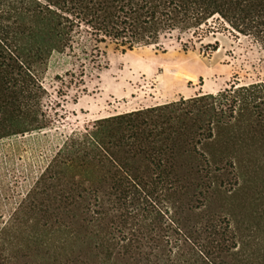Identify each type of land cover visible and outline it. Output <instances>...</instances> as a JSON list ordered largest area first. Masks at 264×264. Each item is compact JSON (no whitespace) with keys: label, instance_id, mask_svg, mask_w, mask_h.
<instances>
[{"label":"trees","instance_id":"1","mask_svg":"<svg viewBox=\"0 0 264 264\" xmlns=\"http://www.w3.org/2000/svg\"><path fill=\"white\" fill-rule=\"evenodd\" d=\"M216 16L264 53V0H0V141L54 125L39 77L53 54L74 53L81 43L82 54L91 53L100 71L101 44L127 50L159 46L173 33L199 35ZM236 138L264 148V81L237 80L217 95L96 121L63 143L5 223L0 264H25L23 255L12 256L6 248H22L15 240L32 229L46 237L68 232L80 248H115L116 263L240 264L245 254L251 258L248 248L207 240L201 248L168 250L152 224L166 204L172 233L184 236L177 243L193 244L204 229L215 236L216 214L196 227L200 212L194 204L201 199L211 205L221 179L243 168L221 148ZM112 231L123 235L119 243L110 239ZM37 242L47 247V240ZM68 264L89 263L76 258Z\"/></svg>","mask_w":264,"mask_h":264},{"label":"rangeland","instance_id":"2","mask_svg":"<svg viewBox=\"0 0 264 264\" xmlns=\"http://www.w3.org/2000/svg\"><path fill=\"white\" fill-rule=\"evenodd\" d=\"M92 44L87 43V49ZM83 48L80 43L74 53L53 54L39 76L47 93L44 110L54 120L51 129L0 141V232L72 134L84 132L101 119L198 95H217L230 90L237 80L240 85L264 81L261 46L218 16L199 35L173 33L162 38L159 46L127 50L101 44L100 71L91 53L88 57L82 54ZM86 57L88 63L82 69ZM78 82H82L79 87ZM221 148L243 168L229 170L221 179L211 205L201 199L194 204L200 212L198 224L193 221L196 227L216 214L215 236L204 229L192 237L193 244L177 243L184 236L172 233V215L166 204L160 206V221L152 220V224L165 236L168 250L201 248V242L220 240L229 248H248L251 258L245 254L240 264H249L252 259L254 264H264V148L247 138H236ZM104 232L109 235V231ZM110 233V239L115 238L117 243L123 239L117 232ZM2 237L7 240L10 236L5 233ZM43 239L47 240L45 248L37 244ZM15 241L22 248L6 249L12 256L23 255L25 264H68L76 258L89 264H124L112 259L115 248H80L68 232L46 237L39 229H32Z\"/></svg>","mask_w":264,"mask_h":264}]
</instances>
